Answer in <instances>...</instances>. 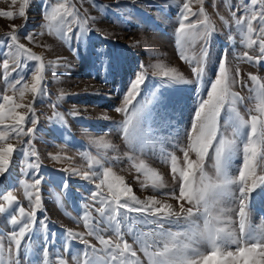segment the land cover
Segmentation results:
<instances>
[{
  "label": "snow or ice",
  "instance_id": "snow-or-ice-1",
  "mask_svg": "<svg viewBox=\"0 0 264 264\" xmlns=\"http://www.w3.org/2000/svg\"><path fill=\"white\" fill-rule=\"evenodd\" d=\"M5 2L10 8L0 9V17L25 18L26 24V9L30 0ZM175 2L182 4L177 11L180 19L175 30L179 37L178 54L181 60L192 65L193 79H185L175 68H164L153 75H159L161 84L194 83L201 90L194 119L185 132L186 143L180 149L183 163L178 166L179 158L174 154L169 156L174 186L170 192L161 193L163 197L177 201L178 210L167 199H158L156 196L141 200L126 184L124 177L117 175L111 166H105L100 159L89 157L90 170L82 173L84 180L93 183V190L85 198L90 203L82 206L81 219L87 231L73 232L65 229L63 242L64 253L70 251L73 241L83 246L79 264H97L98 261L103 264H142L133 245L139 246L150 264H264V228L254 227L249 213L254 190L264 187V82L253 73H248V81H245L238 67L233 70L227 49L216 63L214 78L208 79L207 66L212 41L222 33L206 12L205 0H196L199 7L195 11L192 8L193 0ZM18 3V11L11 10ZM114 3L113 11L121 15V0H114ZM131 3L135 4L136 0H131ZM224 3L230 17L226 19L220 16L219 19L229 32L228 43H237L231 34L236 29L242 34L238 43L247 49L241 53L233 47V58L264 67V0H224ZM43 15L47 20L43 27L49 33L67 42L69 46L73 41L79 46L72 48L74 54L89 47L91 34H99L98 29L92 26L96 18L82 15L73 0H57L48 4ZM193 16L197 17L195 21L190 20ZM24 26L13 24L11 30L0 38V49H3L0 51V80L6 82L7 88L13 92L12 95L7 94V91L0 95V128L4 129L0 130V142H4L0 144V175L9 171L13 153L18 151L21 156L32 161L26 167L32 172L33 183L25 185L30 203L28 211L23 206L12 209L19 202L11 192L2 196L6 203H0V214H7L10 224L19 227L7 235L6 243L0 241V264H22V253L24 259H28L37 223L44 234L40 264H68L60 253H54V257L60 256L58 260L49 258V247L54 246L55 233L49 234L45 221H37V212L43 211L40 191L43 177L39 174L40 156L33 145L38 123L34 103H18L15 98L17 90L20 100L24 99L26 92H30L34 102L37 96L46 94V70H51L55 75L56 69L67 67V64H61V58L46 64L41 55L22 43L18 29ZM25 39L31 43L34 35L28 33ZM186 43L189 47L193 43L197 44L198 51L194 50L193 55L186 54ZM250 51L255 54H250ZM94 55L101 70L107 72L111 67L109 54L96 49ZM30 62H34L31 68ZM13 73L16 74L14 82L10 79ZM25 73L30 77V84L25 79ZM147 78L148 72L141 65L129 81L122 106L115 108L117 113L124 115L122 133L132 150H143L146 139L143 124L150 114L148 105L154 99H159L156 93H152L151 98L145 102L137 101ZM249 81L254 83V88L250 87ZM17 85L21 87L17 89ZM237 87H249L259 101L255 109H248V118L239 111V106L244 104L246 98L234 90ZM134 101L137 103L134 104ZM53 120L67 127L61 113H54ZM229 130L231 139L228 138ZM10 137L18 143L7 142ZM237 156H240L241 164L236 174H233L232 164ZM51 159L59 157L51 156ZM127 159L135 161L136 156ZM206 159L213 160V175L205 171ZM118 162L119 158L111 163ZM133 166L137 173L145 177L141 181V188L161 190L168 187L159 172L145 162L140 161ZM72 173L81 175L76 169H72ZM63 187L66 190L67 184ZM29 188L32 191H28ZM185 204L191 206L185 208ZM92 213L97 215L92 216ZM131 213L138 215L132 218L129 215ZM194 217H203L202 227L197 225ZM181 220L188 225L184 231L173 232L165 228L166 224H179ZM145 226L147 231L142 230ZM108 230L115 233L116 241L103 235ZM128 234L134 237L131 244L125 239ZM90 238L98 241L100 249L91 243ZM202 244L208 246L206 253L200 250ZM98 252L102 254L97 255ZM73 259L77 258L74 256Z\"/></svg>",
  "mask_w": 264,
  "mask_h": 264
},
{
  "label": "rangeland",
  "instance_id": "rangeland-1",
  "mask_svg": "<svg viewBox=\"0 0 264 264\" xmlns=\"http://www.w3.org/2000/svg\"><path fill=\"white\" fill-rule=\"evenodd\" d=\"M55 2L57 0H30V5L26 9V24L25 18L0 17V38L11 30V25H25L18 29L22 43L41 55L46 64L48 61H56L57 58H61V64H67V67L56 69L55 75L51 70H46L47 83L44 85L46 94L37 96L34 102L30 92H26L24 99L20 100L17 90L15 98L18 103H34L38 118L33 145L40 156L39 174L43 177L40 186L43 211L37 212V221H45L49 234L55 233L54 246L49 247V258L58 260L60 256L54 257V253H60L68 264H79L83 246L73 241L70 251L64 253L63 242L65 229H71L73 232L87 231L81 214L82 206L90 203L85 198L93 190V183L84 180L82 173L90 170L89 157L100 159L105 166H111L117 175L124 177L126 184L141 200L148 196L167 199L161 193L170 192L174 186L170 175L169 156L174 154L179 158L178 166L183 163L180 149L186 143L185 132L194 119V110L201 90L199 85L194 83L161 84L159 75H153L164 68H175L185 79H193L192 65L181 60L178 54L179 37L175 30L180 19L177 11L182 4H176L175 0H136L135 4H132L131 0H121L122 7L119 9L121 15H118L116 11H113L114 0H73L82 15L87 14L89 17L96 18L92 26L99 31V34L90 35L87 49H80L78 54H74L72 48L79 47L75 41L69 46L67 42H62L43 27L47 23L43 15L45 8L48 4ZM104 5L110 7L105 8ZM198 7L196 0H193V11ZM204 7L222 33L215 36L212 41L207 66L208 79L214 78L216 63L221 53L227 49L233 70L238 67L245 81H248L247 74L253 73L261 78V82H264V67L246 61H236L232 56L233 47L241 53L247 49L238 43L242 34L236 29H233L231 34L237 43L235 45L228 43L229 32L225 30L223 22L219 19L220 16L226 19L230 17L224 0H205ZM9 8L10 5L5 0H0V9ZM18 8L19 3L11 10L18 11ZM123 17L129 19L125 20ZM196 19L197 17H190L191 21ZM28 33L34 35L31 43L25 39ZM96 49H102L109 54L111 67L107 72L101 70L100 63L96 60L94 55ZM194 50L198 51L197 44L193 43L191 47L185 44L186 54L193 55ZM250 54L255 52L250 51ZM32 63L34 62H30L29 68ZM141 65L147 70L148 78L137 101L145 102L151 98L152 93H156L159 97L148 105L150 114L143 124L146 139L142 151L132 150L131 145L124 139L121 128L124 115L115 111L116 107L122 106L129 81L140 70ZM15 77L16 74L13 73L10 79L14 82ZM25 79L30 84L27 73H25ZM249 85L252 88L255 87L250 81ZM19 87L21 86L17 85V89ZM205 90H207V83ZM234 90L246 98L244 104L239 106V111L248 118V109H255L259 101L255 98V93L250 92L249 87H237ZM6 91L9 95L13 94L7 88L6 82L0 80V95ZM56 112L63 115L67 127L53 120ZM6 122L11 123V121ZM223 123L222 114L221 124ZM0 130L4 129L0 128ZM228 138L231 139L230 130ZM7 142L18 143L11 137ZM2 143L4 142H0ZM209 155L211 157V152ZM51 156H58L59 159H51ZM129 156H136V160L129 161L127 159ZM117 158H119L118 163H111ZM192 158L195 159L194 156ZM140 161L159 172L168 187L161 190L150 187L141 188V181L145 180V177L137 173L133 166ZM30 162L32 161L21 156L18 151L14 152L9 171L0 175V203H6L2 196L11 192L19 202L18 205L12 206L13 210L18 206H23L26 211L30 209L25 191V185L33 183L32 172L26 167ZM212 164V159H206L205 171L209 175L214 174ZM240 164V156L235 157L232 164L233 174H236ZM72 169H76L81 175H74ZM64 184H67L66 190L63 187ZM28 191L32 189L29 188ZM167 202L178 210L177 201L167 199ZM184 206L187 208L191 205ZM224 206L231 207V205ZM249 213L252 225L264 228V187L254 190ZM96 215L92 213V216ZM129 215L135 218L138 214ZM193 219L202 227L203 217ZM18 227L19 225L10 224L7 214H0V233L3 234L0 235V241L6 243L7 235ZM187 227L183 220L179 224L165 225V228L173 232L184 231ZM142 230L148 229L145 226ZM103 235L114 241L117 240L112 230L104 232ZM43 239L44 234L37 223L28 259L25 260L23 253L21 254L22 264H40V248ZM125 239L131 244L134 237L128 234ZM90 240L92 244L97 245V249H100L95 238ZM133 247L137 250V256L142 264H150L147 255L139 249V246L133 245ZM200 250L206 253L209 249L202 244ZM101 254L97 253V255ZM74 256L77 259H73ZM97 264H103V262L98 261Z\"/></svg>",
  "mask_w": 264,
  "mask_h": 264
}]
</instances>
